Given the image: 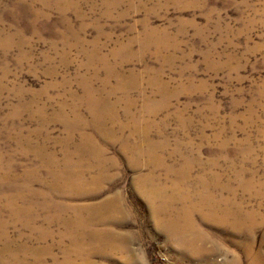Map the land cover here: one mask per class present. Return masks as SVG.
<instances>
[{
	"label": "rangeland",
	"instance_id": "374dc122",
	"mask_svg": "<svg viewBox=\"0 0 264 264\" xmlns=\"http://www.w3.org/2000/svg\"><path fill=\"white\" fill-rule=\"evenodd\" d=\"M263 193L264 0H0V264H264Z\"/></svg>",
	"mask_w": 264,
	"mask_h": 264
},
{
	"label": "bare ground",
	"instance_id": "6f19581e",
	"mask_svg": "<svg viewBox=\"0 0 264 264\" xmlns=\"http://www.w3.org/2000/svg\"><path fill=\"white\" fill-rule=\"evenodd\" d=\"M69 25V24H68ZM149 31V30H148ZM145 33V32H144ZM147 36V35H146ZM152 37V36H151ZM144 40V39H143ZM142 40V41H143ZM141 43V42H140ZM147 43V42H146ZM162 44V43H161ZM160 44V45H161ZM167 44V43H166ZM147 45V44H146ZM96 50V49H95ZM110 54V53H109ZM108 55V54H107ZM102 56V55H101ZM100 56V57H101ZM106 57V56H105ZM100 61H101V59H100ZM102 62V61H101ZM100 64V63H99ZM119 69V68H118ZM117 74V73H116ZM117 76V75H116ZM110 78V77H109ZM82 81V80H81ZM122 81V80H121ZM104 82V81H103ZM82 83V82H81ZM108 83V82H107ZM81 103V102H80ZM89 105V104H88ZM75 110V109H74ZM74 112V111H73ZM143 112V111H142ZM156 112V111H155ZM77 113V112H76ZM95 113V112H94ZM77 115V114H76ZM98 116V115H97ZM145 131V130H144ZM147 132V131H146ZM144 136V135H143ZM145 136H147V135H145ZM73 139V138H72ZM144 140V139H143ZM147 140V139H146ZM150 144H153V143H150ZM76 145H77V143H76ZM75 145V146H76ZM155 146V145H154ZM148 147H149V145H148ZM145 148H146V145H145ZM149 148H151V147H149ZM154 148V147H153ZM157 148V147H156ZM82 149V145H80V146H78V149H76V150H81ZM155 149V148H154ZM75 150V151H76ZM134 150V149H133ZM153 150V149H152ZM67 150H65V152H66ZM73 151V150H72ZM151 151V150H150ZM149 150H148V152H150ZM155 151V150H154ZM80 152V151H79ZM52 153V152H51ZM68 154V153H67ZM77 154V153H76ZM76 154H74V155H76ZM79 154V153H78ZM82 154V153H81ZM131 154V153H130ZM135 154V153H134ZM133 154V155H134ZM146 154V153H145ZM150 154V153H149ZM69 155V154H68ZM153 155V154H152ZM151 155V156H152ZM156 155V154H155ZM73 156V155H72ZM72 156H71V158H72ZM79 156H81L80 154H79ZM131 156V155H130ZM129 156V157H130ZM136 156V155H135ZM154 156V155H153ZM67 157V156H66ZM75 157H77V156H75ZM149 157V156H148ZM156 157V156H155ZM159 157V156H158ZM136 158H137V156H136ZM138 158H139V155H138ZM141 158V157H140ZM143 158V157H142ZM152 158V157H151ZM63 159V158H62ZM67 159H69V156L66 158V162H68V165L69 164H71L69 161H67ZM150 159V158H149ZM160 159V158H159ZM58 160V159H57ZM64 160H65V158H64ZM64 160H62V161H64ZM71 160V159H70ZM73 160H75V158L73 159ZM72 160V161H73ZM79 160V159H78ZM78 160H76L77 162H79ZM82 160V159H81ZM133 160V159H132ZM163 160V159H162ZM71 161V162H72ZM135 161V160H134ZM137 161V160H136ZM138 161H139V159H138ZM150 161H152V160H150ZM156 161H158L157 159H156ZM164 161V160H163ZM82 162V161H81ZM145 162H147V161H145ZM161 162V161H160ZM50 163H51V161H50ZM73 163H76V162H73ZM131 163V162H130ZM138 163V162H137ZM139 163H140V161H139ZM158 163H159V161H158ZM163 163V162H162ZM53 164V163H52ZM78 164H80V163H78ZM150 164V163H149ZM154 163L152 162V165H153ZM157 164V163H156ZM183 164V163H182ZM56 165H57V163H56ZM55 165V166H56ZM139 165V164H138ZM137 165V166H138ZM141 165V164H140ZM144 165V164H143ZM155 165V164H154ZM153 165V166H154ZM161 165V163L159 164V166ZM165 165V164H164ZM187 165L188 164H186V165H183L182 166V168H180L179 170V173H178V181L177 182H175L174 184L172 183V185H173V188H172V191H174L173 192V198L176 196V195H178V197L180 198L181 197V193H180V191H181V187L179 186L183 181H184V179L186 178V172H187V170H188V167H187ZM72 166V165H71ZM74 166V165H73ZM171 166V165H170ZM59 167V166H58ZM64 167V166H63ZM67 167V166H66ZM136 167V166H135ZM146 167H147V164H146ZM146 167H144V168H146ZM157 167V166H156ZM172 167V166H171ZM171 167H169V168H171ZM57 168V167H56ZM72 169H73V167H71ZM77 168H78V166H77ZM168 168V169H169ZM149 169V168H148ZM151 169V168H150ZM78 170V169H77ZM51 171V170H50ZM55 171V170H54ZM58 171V170H57ZM61 171V170H60ZM75 171V170H74ZM149 171V170H148ZM56 172V171H55ZM59 172V171H58ZM62 173V172H61ZM76 173V172H75ZM52 174V173H51ZM63 174V173H62ZM77 174V173H76ZM75 174H73V176H67V178H65V180L63 181L64 183H63V186L67 189V188H72V187H74V186H80L81 187V185H82V177L80 178L79 176L80 175H78V176H74ZM143 175V174H142ZM145 175V177H140L138 180V182H146V181H150V183H151V176H150V174L149 173H147V174H144ZM61 177V175H60V173L58 174V173H54L53 175H52V178H53V185H55V183L58 181V179ZM142 178V179H141ZM61 179V178H60ZM60 181H62V180H60ZM154 182V181H153ZM51 183V182H50ZM158 183V182H157ZM156 183V184H157ZM96 184V183H95ZM24 185V184H23ZM58 185V184H57ZM159 185V184H158ZM25 186V185H24ZM154 186V185H153ZM175 186L180 190H177L176 188H175ZM205 184H204V188H205ZM209 186V185H208ZM79 187V188H80ZM155 187V186H154ZM172 187V186H171ZM203 187V186H202ZM52 188V187H51ZM57 188V187H56ZM77 188V187H76ZM206 188H208V187H206ZM16 189V188H15ZM29 189V188H28ZM53 189H54V187H53ZM61 189H63V188H61ZM209 189V188H208ZM57 190V189H56ZM55 190V191H56ZM33 191V190H32ZM69 191H71V189L69 190ZM78 191V190H77ZM80 191H81V189H80ZM80 191H78L79 193H80ZM19 192V191H18ZM63 192H64V190H63ZM199 192V191H198ZM23 193V192H22ZM26 193V192H25ZM34 193V192H33ZM51 193V192H50ZM61 193V192H60ZM68 193V192H67ZM177 193V194H176ZM207 193V192H206ZM29 194H30V192H29ZM46 194V193H45ZM64 194V193H63ZM194 194H197V193H194ZM209 194V193H208ZM31 195H32V193H31ZM37 195V194H36ZM47 195V194H46ZM49 195H51V194H49ZM71 195H73V194H71ZM77 195V194H76ZM185 195L187 196V194L185 193ZM193 195V194H192ZM198 195V194H197ZM263 196H264V193L262 194ZM23 196H24V194H23ZM59 196V195H58ZM61 197H62V195H60ZM67 196H68V194H67ZM77 196H79V195H77ZM158 197H159V200H160V198H161V200H166L167 199V201H168V196L169 195H166V193H165V191H164V189H163V187H162V189L160 188V191H159V195H157ZM207 196V195H206ZM205 196V197H206ZM21 197V196H20ZM41 197V196H40ZM52 197V196H51ZM192 197V196H191ZM201 197V196H200ZM207 197H209V196H207ZM17 198V197H16ZM24 198V197H23ZM27 198V197H26ZM45 198V197H44ZM47 198H49V197H47ZM210 198V197H209ZM11 199V198H10ZM22 199V198H21ZM35 199V198H34ZM33 199V200H34ZM46 199V198H45ZM154 199V198H153ZM203 199V198H202ZM207 199V198H206ZM205 199V200H206ZM29 200V199H28ZM54 200V199H53ZM61 200V199H60ZM160 200V201H161ZM179 200H184V199H179ZM186 200V199H185ZM184 200V201H185ZM200 200V199H199ZM204 200V201H205ZM208 200V199H207ZM216 200V199H215ZM14 201V200H13ZM59 201V200H58ZM57 201V202H58ZM62 201V200H61ZM195 201V200H194ZM204 201H202L203 203H204ZM32 202V201H31ZM64 202V201H63ZM154 202V201H153ZM166 202V201H165ZM201 202V201H200ZM233 202V201H232ZM29 203V202H28ZM48 203H49V201H48ZM61 203V202H60ZM152 203V202H151ZM156 203H158V202H156ZM160 203V202H159ZM162 203V202H161ZM164 203V202H163ZM202 203V204H203ZM212 203H214V200H213V202ZM220 203V202H219ZM226 203V202H225ZM230 203V202H229ZM8 204H10V203H8ZM11 204H13V203H11ZM33 204V203H32ZM38 204V203H37ZM200 204V203H199ZM242 204V203H241ZM14 205V204H13ZM20 205V204H19ZM22 205V204H21ZM26 205V204H25ZM24 205V206H25ZM159 206H160V204H158ZM162 205V204H161ZM198 205V204H197ZM204 205V204H203ZM210 205V204H209ZM208 205V206H209ZM215 205V204H214ZM218 205V204H217ZM231 205V204H230ZM236 205V204H235ZM28 207H29V205H27ZM48 206V205H47ZM58 206V205H57ZM183 206V205H182ZM202 206V205H201ZM207 206V205H206ZM206 206H203L204 207V210H205V208H211L212 207V205L210 206V207H206ZM216 206V205H215ZM219 206V205H218ZM228 207H229V205H227ZM234 206V205H233ZM238 206H239V204H238ZM241 206V205H240ZM6 207H8V206H6ZM26 207V206H25ZM104 207H106L107 209H108V207H110V203L109 202H104ZM190 206H188V205H186L185 206V208H182L181 210L182 211H176V213L174 212V215L176 216L177 214H183V213H185L186 214V212H188L189 210H190V208H189ZM228 207H227V209H228ZM9 208V207H8ZM11 208V207H10ZM14 208V207H13ZM51 208V207H50ZM63 208H65V207H63ZM71 209H74V208H72V207H70ZM155 208H159L158 206H156ZM215 208V207H214ZM220 209H221V207H219ZM225 208V207H224ZM231 208V207H230ZM238 208V207H237ZM243 208V207H242ZM240 209L241 210V212L240 211H237L236 210V212L235 213H238L237 215H235V213L233 212V210L232 211H229V210H225V212H223V213H221V211H220V213H221V215H220V213L218 214V213H215L213 210H209L208 211V214H204V215H206L207 216V218L208 217H211L212 219H218V220H220V221H222V222H224V223H229V225H230V227L231 228H234V229H237V230H240V232H239V235H241V237L243 238V240L245 241L244 243V254L245 255H247V257H249L250 258V249H249V247H250V245H251V243H252V235H251V230L252 229H254L255 227H257V226H259V224L260 225H264V212L263 213H261L260 212V210H263L264 211V204L262 205V203H258L256 206H254V205H250V204H247L246 206H245V208H243V209ZM43 209V208H42ZM41 209V210H42ZM66 209V208H65ZM77 209V208H76ZM172 208H170V210H171ZM234 209V208H233ZM13 210V209H12ZM34 210H36V209H34ZM38 210H39V208H38ZM48 210V209H47ZM80 210H82V209H80ZM111 210V209H110ZM156 210V209H155ZM162 210H163V208H162ZM170 210H168L167 212H169ZM218 210V209H217ZM231 210V209H230ZM239 210V209H238ZM14 212H15V210H13ZM27 211H28V209L27 208H23L21 211H19L16 215H17V217L18 216H24V220L26 219V217H27ZM33 211V210H32ZM71 211V210H70ZM158 211V210H157ZM164 211V210H163ZM166 211V210H165ZM206 211V210H205ZM216 211V210H215ZM235 211V210H234ZM36 212V211H35ZM50 212V211H49ZM64 212V211H63ZM34 213V212H33ZM47 213V212H46ZM71 213H72V211H71ZM164 213V212H163ZM162 213V214H163ZM172 213H173V211H172ZM51 214V213H50ZM55 214V213H54ZM58 214V213H57ZM57 214L55 215V217L57 216ZM65 214V213H64ZM190 214V213H189ZM203 214V213H202ZM33 215H35V213L33 214ZM32 215V216H33ZM41 215V214H40ZM62 215V214H61ZM184 215V214H183ZM37 216V215H36ZM35 216V217H36ZM47 216V215H46ZM49 216V215H48ZM64 216V215H63ZM78 216V215H77ZM173 216V215H172ZM231 216H233V218L232 219H230L231 218ZM54 217V218H55ZM62 217V216H61ZM65 217V216H64ZM63 217V218H64ZM70 217V216H69ZM72 217H74V215L72 216ZM183 217V216H182ZM184 217H187L186 215L184 216ZM37 218V217H36ZM42 218V217H41ZM170 218H172V217H170ZM206 218V217H205ZM206 218V219H207ZM38 219V218H37ZM57 219V218H56ZM71 219V218H70ZM74 219V218H73ZM76 219V218H75ZM74 219V220H75ZM88 219V218H87ZM204 219V218H203ZM17 220V219H16ZM43 220H44V218H43ZM46 220V219H45ZM54 220V219H53ZM62 220H64V219H62ZM68 220V219H67ZM73 220V221H74ZM90 220V219H89ZM176 220V219H175ZM33 221V220H32ZM47 221V220H46ZM51 221V220H50ZM59 221V220H58ZM65 221H66V219H65ZM69 221V220H68ZM78 221V220H77ZM85 221V220H84ZM88 221V220H87ZM159 221V220H158ZM168 221V220H167ZM212 221V220H211ZM210 221V222H211ZM213 221H216V220H213ZM261 221V222H260ZM26 222L27 223H30L31 221H29V220H26ZM45 222V221H44ZM72 222V221H71ZM86 222V221H85ZM166 222V221H165ZM175 221H173V222H171V224H173ZM188 222V221H187ZM216 222H218V221H216ZM221 222V223H222ZM22 223V222H21ZM52 223V222H51ZM60 223V222H59ZM73 223V222H72ZM71 223V224H72ZM75 223H76V221H75ZM82 223V222H81ZM167 223V222H166ZM220 223V222H219ZM262 223V224H261ZM17 224V223H16ZM25 224V223H24ZM70 224V225H71ZM86 224V223H85ZM87 224H88V222H87ZM159 224V223H158ZM190 224V223H189ZM22 225V224H21ZM31 225V224H30ZM64 225V224H63ZM62 225V226H63ZM78 225V224H77ZM83 225V224H82ZM81 225V226H82ZM188 225V224H187ZM216 225H218L217 223H216ZM34 226H35V224H34ZM67 226H69V225H66V227ZM76 226V225H75ZM88 226V225H87ZM226 226V225H225ZM65 227V226H64ZM71 227H73V226H71ZM79 227H80V224H79ZM86 227V226H85ZM84 227V228H85ZM89 227V226H88ZM70 228V227H69ZM76 228H77V226H76ZM29 229V228H28ZM68 229V228H67ZM39 230V229H38ZM78 231V230H77ZM47 232V231H46ZM69 233V232H68ZM183 233V232H182ZM238 234V233H237ZM67 235V234H66ZM191 237V236H190ZM88 240V239H87ZM191 240V239H190ZM5 241H6V239H5ZM100 241V240H99ZM75 242V241H74ZM80 243V242H79ZM74 245H77V244H74ZM82 245V244H81ZM80 245V246H81ZM242 245V244H241ZM5 246V245H4ZM2 247V246H1ZM77 247H79V245L77 246ZM7 248V247H6ZM89 249V248H88ZM77 250H79V249H77ZM90 252V251H89ZM97 253V252H96ZM82 254V253H81ZM256 254H258V253H256ZM6 255V254H5ZM13 255V254H12ZM66 255V254H65ZM67 256V255H66ZM257 256V255H256ZM66 258V257H65ZM85 258V257H84ZM259 258V257H258ZM261 258V257H260ZM86 259V258H85ZM248 259V258H247ZM68 260V259H67ZM66 260V261H67ZM72 260V259H71ZM262 261V260H261ZM233 262V261H232ZM263 263V262H262ZM249 264H256V259H251L250 260V262H249Z\"/></svg>",
	"mask_w": 264,
	"mask_h": 264
}]
</instances>
